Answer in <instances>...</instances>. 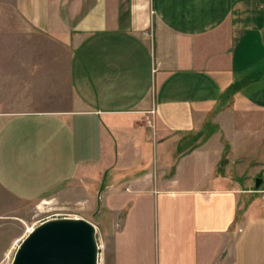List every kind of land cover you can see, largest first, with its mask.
<instances>
[{
	"label": "crops",
	"instance_id": "1",
	"mask_svg": "<svg viewBox=\"0 0 264 264\" xmlns=\"http://www.w3.org/2000/svg\"><path fill=\"white\" fill-rule=\"evenodd\" d=\"M17 37L57 44L70 102L0 110V221L79 178L98 264H264V0H0Z\"/></svg>",
	"mask_w": 264,
	"mask_h": 264
},
{
	"label": "rangeland",
	"instance_id": "2",
	"mask_svg": "<svg viewBox=\"0 0 264 264\" xmlns=\"http://www.w3.org/2000/svg\"><path fill=\"white\" fill-rule=\"evenodd\" d=\"M59 51L57 44L47 38L0 39V91H3L1 92L3 94L6 91H13V94L9 96L14 99L0 102L2 112H16L25 109L57 110L69 104L70 92L63 71L66 57ZM39 62L45 63L46 70L37 69ZM59 62L60 75L55 76L58 70L54 73L52 68ZM41 81H43L42 87ZM37 89L39 91L44 89V93H47L43 100H38ZM53 91L58 94H53ZM24 92L27 94H23ZM53 97L56 99L53 100ZM263 183L264 178L261 184ZM83 193L84 185L78 178L65 189L54 191L42 199L26 201L3 197L9 213L0 221V236L2 235L5 241H9L20 231L25 235L26 225L36 227L44 221L62 218L80 217L85 219L87 213L85 212ZM95 238L100 247L98 250L99 259L103 247L98 232H96ZM15 249L16 245L12 247L6 258L0 260V264H11Z\"/></svg>",
	"mask_w": 264,
	"mask_h": 264
},
{
	"label": "water",
	"instance_id": "3",
	"mask_svg": "<svg viewBox=\"0 0 264 264\" xmlns=\"http://www.w3.org/2000/svg\"><path fill=\"white\" fill-rule=\"evenodd\" d=\"M261 180L256 178V187ZM93 226L83 218L39 224L15 250L11 264H97L99 246Z\"/></svg>",
	"mask_w": 264,
	"mask_h": 264
},
{
	"label": "bare ground",
	"instance_id": "4",
	"mask_svg": "<svg viewBox=\"0 0 264 264\" xmlns=\"http://www.w3.org/2000/svg\"><path fill=\"white\" fill-rule=\"evenodd\" d=\"M80 219H82V218H80V217H76V218H72V219H71V218H63V220H80ZM45 222H46V221H44V222H42V223H45ZM42 223H41V224H42ZM93 227H94V229H95V231H96L95 226H93ZM34 229H35V227H33V228H31V229H28L29 232L27 233V235H28L30 232H32ZM27 235H26V236H27ZM26 236H25V237H26ZM93 238H94V241H95V239H96V238H95V232L93 233ZM21 242H22V241H21ZM21 242H20V244H21ZM20 244H19V245H20ZM19 245H18V246H19ZM18 246H17V248H18ZM17 248H16V249H17ZM14 253H15V252H14ZM12 259H13V258H12ZM97 264H98V263H97Z\"/></svg>",
	"mask_w": 264,
	"mask_h": 264
},
{
	"label": "built area",
	"instance_id": "5",
	"mask_svg": "<svg viewBox=\"0 0 264 264\" xmlns=\"http://www.w3.org/2000/svg\"><path fill=\"white\" fill-rule=\"evenodd\" d=\"M154 110L148 111L149 114H152ZM149 124L152 125V123L149 121ZM256 191L261 194L262 198L264 199V184L261 187H258Z\"/></svg>",
	"mask_w": 264,
	"mask_h": 264
}]
</instances>
